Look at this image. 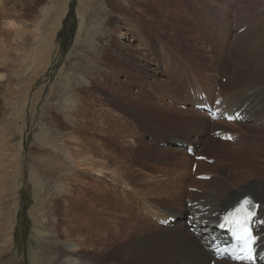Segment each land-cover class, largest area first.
I'll use <instances>...</instances> for the list:
<instances>
[{"label":"rangeland","instance_id":"374dc122","mask_svg":"<svg viewBox=\"0 0 264 264\" xmlns=\"http://www.w3.org/2000/svg\"><path fill=\"white\" fill-rule=\"evenodd\" d=\"M197 8L199 12L190 0H0V39L4 42L0 46V183L8 186L0 184L4 190L0 196V264H31V252L37 262L44 257V247L62 242L83 250L94 243L107 264H148L134 250L135 257L127 259L101 234L94 236L106 225L114 226L111 230L123 229L124 220L129 234L145 233L155 224L147 225L149 217L141 213L138 196L124 195L120 186L118 195L113 186L95 176L93 170L99 166L75 163L82 151L87 155L100 152L116 164L125 163L132 181L176 183L178 188L169 189L167 195L162 187L142 190L139 195L145 200L166 195L165 202L175 206V202L186 204L184 195H194L187 188L200 190L201 181L185 185L192 176L193 159L168 141L191 139V131L203 128L193 140L199 143L205 138L202 152L220 158L214 153L219 152L214 143L222 141L210 137L209 129L238 134L236 142H225L235 149L248 138L264 141V134L251 132L264 126V113L252 111L260 118L245 122L250 127L244 125L242 130L236 125L240 123H214L197 111L189 114L191 110L180 108L186 105L182 98L174 93V101L168 94L175 87L181 91L172 77V71L181 67L176 76L183 80L182 90L191 78L202 84L189 82L187 93L200 85L213 101L219 86L228 106L248 103L246 109L252 106L257 111L264 106V0H218L213 8ZM4 11L11 12L7 16L11 26L4 25ZM184 14L193 16V23ZM227 19L229 37L227 23H221ZM22 21L25 27L19 24ZM215 22L226 29L225 41ZM37 26L43 31L54 28L53 47L46 69L31 82L40 61L27 62L29 70L20 67L28 49L21 42L28 33L38 34ZM242 26L245 30L238 34ZM18 29L27 31L23 39L17 38ZM17 68L19 74H13ZM250 88L259 91L246 101L244 93ZM188 124L192 125L186 134L182 127ZM31 164L41 169L36 186L28 180ZM200 171L233 189L242 184L230 185L231 171L219 163L208 169L199 167ZM184 173L188 178L181 180L179 175ZM237 174L244 179L243 172ZM4 177L13 179L1 181ZM263 177L262 172L254 176ZM171 191L176 196L169 201ZM52 250L51 264H61L55 257L56 248Z\"/></svg>","mask_w":264,"mask_h":264},{"label":"bare ground","instance_id":"6f19581e","mask_svg":"<svg viewBox=\"0 0 264 264\" xmlns=\"http://www.w3.org/2000/svg\"><path fill=\"white\" fill-rule=\"evenodd\" d=\"M190 1L193 4V7H195L197 9L196 10L197 12H199L197 5H200V9L202 7L204 9H206V7H211V8L215 7V5L218 2V0H208V1L200 0V2L196 1V0H190ZM176 4H177V2H176ZM224 11L227 12V9H224ZM61 13H63V12L61 11ZM200 13H201V11H200ZM3 14L6 16V18L4 19L6 21L4 23V25L5 26H8V25L11 26L12 20L9 17H7L8 15L11 14V12L10 11H4ZM210 15L212 16L213 14H210ZM223 15H224V13L222 14V16ZM184 19H186L190 23H193V21H194L193 16L189 17L186 14H184ZM209 22L211 23V21L208 18V23ZM24 23H26V22L22 21L19 24H21V25H23V27H25ZM216 23L217 22H215L214 24H216ZM228 24L229 23H227L226 25H227L228 37H229L231 34V30L229 29ZM51 25L53 26L54 23H51ZM35 28L38 29V34L33 36V34L28 33V36L25 37L24 40H22V42H21V47H27L28 49L26 50L25 54L23 53V55L21 57V61H23L25 64H21V61H20V67L22 66V67H25L24 69L29 70L28 68H30V65L28 66L27 62L34 64L35 63L34 61L37 58L40 61V63L36 66V69L39 68L38 69L39 71L37 70L36 75L34 78L31 79V82L39 74H41L42 71H44L47 67L50 50L53 47V36L52 35H54L53 34L54 28L50 27L51 30L50 29H44V31H43V29H40V27H38V26ZM25 34H27L26 30L18 29L17 38L23 39ZM234 34H236V33H233V36H234ZM238 36H240V35H238ZM3 44H4L3 40L0 39V46H2ZM23 51L24 50L22 49L21 52H23ZM15 54L20 55L19 52H16ZM189 58H190V56L187 57V59H189ZM184 64L188 65L187 62H184ZM184 64H181V65H184ZM19 69L20 68L15 69L13 71V74H16V73L19 74ZM174 70H182V68L178 67V68H175ZM17 77H18V79H17L18 83H21L22 80L19 79V75H17ZM172 77H173L174 82L180 86L178 87L177 85H175V84L174 85L177 86L178 88H181L183 86V84H182L183 82L180 81L179 79H176V75H174V74H172ZM9 79L6 77L5 80L8 81ZM0 81H3V80L0 79ZM3 84H4V82H3ZM7 85L9 87L12 86V84H10V83ZM198 87H200V85H198ZM28 88H29V85H28ZM16 91H18V88H16L14 90V92H16ZM25 91H27V89H25ZM258 91H259L258 89H257V91H255L254 88L248 89L244 93V96L247 95V99H245V100L247 101L248 99H254L257 95L256 92H258ZM174 93H176L180 98H182L183 102L186 103V105L190 104V107L187 110L188 111L191 110V111H189V114H194L195 110L191 106V102H189V100L187 99V95H188L187 91L185 90V91L181 92L176 87L171 88V90L168 94H170L172 96L173 100H174V96H173ZM179 93H181V94H179ZM5 98H7V97H5ZM35 99H36V94H34V100ZM7 100H6V102H8ZM183 102H181V104H183ZM235 106L238 108L243 107L241 105V103H236V104L234 103V104H231L229 107L232 108ZM67 107H69V106L67 105ZM251 108H252V106H251ZM250 111H254L255 114L264 113V106L261 108L260 111H257L254 108H252ZM6 114H9V112H6ZM254 116L256 117V115H254ZM257 116H258L257 119H259L260 116L259 115H257ZM7 121H9V120H7ZM216 123H220V122H216ZM180 124H182V122ZM190 125H192V124H188L187 127H182V128H184V132L186 134H188V127ZM236 125H238V127L241 128L242 130L246 129L245 128L246 126H244V125H247L248 127H250L248 123H243V124L240 123V124H236ZM4 126H6V124H4ZM171 126H173V124ZM1 128H2V126L0 127V132H1ZM202 129L203 128H200V131H191L190 133H193L192 137L197 135V134H200ZM173 130H174V128H173ZM251 132L256 133V134L257 133L258 134H264V126L262 127L260 125V126L256 127V130H251ZM177 138H179V137H177ZM191 143L197 144L196 140L191 141ZM214 145L216 147L214 150H219V152H214V153L219 154V156H221V158L220 157H210V158H214L216 160V162L221 163L224 166H227L229 171H231V173L229 174L230 185L233 186V185H237L239 183H242V184L238 185L236 187V189H233V188L225 185V183L222 182L221 180L214 179V180H209V181H206V180L201 181L200 182V189L203 188V191H206V193L203 192L202 195L194 194L191 197L194 200L203 199L205 201L204 204L212 206V212L216 210L217 206H222V208L228 207L232 202H234L235 200L238 199L237 198L238 194H242V196H244L248 193V194L254 196L258 201H261L262 204H264L263 203L264 202V177L259 178V179L254 178L255 174H257L259 172H262L263 176H264V171H263L264 170V141L260 140L259 138H248V139H245L243 141L242 146L237 148V149L233 148L230 144H228L230 147H227L225 142L223 143L220 141H216L214 143ZM105 161L109 162V164L106 163ZM259 161H262V163ZM77 162H80V164L89 165L92 168L99 166L100 169L99 170H93L94 171L93 173L95 174L96 177L103 178V180L105 182H107L108 185L113 186L114 189L117 190V192H116L117 194H118L119 188H122V192L124 195L128 194L131 196L132 195L139 196V195H142V190L155 189L156 187H162L165 189V193L167 195L169 189H172L174 187L178 188L176 183L157 182L155 184H150L149 183L150 181L145 182V183L132 181L131 178L126 173L125 163H123V166L121 164H116V161L114 158H109L105 155L103 156L102 154H100V152H94V153H90L87 155L85 151H82L81 157L75 158V163H77ZM3 163L5 164L6 162H3ZM45 163L48 164L47 162H45ZM184 166H185V164H184ZM6 167L8 168V166H6ZM6 167H3V168H6ZM199 167H201L203 169H208L209 165L200 162ZM187 169L188 168H186L184 170L187 171ZM4 170L5 169H3V171ZM37 170H41V169H39V167L34 165V164H31L30 167L28 168V180H29V182H31L33 184V186H36L37 184L40 183V177H38V176H40V174ZM5 171H7V170H5ZM188 171H189V169H188ZM239 171L244 173V179H241L238 176L237 173ZM8 172H11V171L8 169ZM208 172L213 173V171H208ZM3 175H5V174H3ZM11 175H13V174L11 173ZM179 177L183 178L181 180H186L188 178V175H187V173H184V174L179 175ZM184 177H186V178H184ZM5 178L6 177H4L1 181H4ZM7 178L10 179L11 177L10 178L7 177ZM12 179H10V180H12ZM15 182H17V181H14V183ZM0 184L3 185L2 183H0ZM4 184H6V180H5ZM7 184H8V182H7ZM142 184L144 185L143 188L141 186ZM3 186L8 187L6 185H3ZM3 186L0 187V196H2V191L4 192V190L2 188ZM117 186H120V187L117 188ZM7 191L8 190H5L6 193H7ZM166 195L162 198L152 197L151 200H145L139 196L141 198V200L147 204L148 209L145 211V213L149 217L150 216L153 217L156 215L162 216V218H166L170 215L179 217L183 212L190 210V208H188L184 202H181V203L175 202V206L171 205L168 202H165ZM175 196H176L175 191H171L170 195L168 197L169 201H172L175 198ZM211 197H213V198H211ZM125 199H127V198H125ZM0 200H1V198H0ZM120 200H121V198H120ZM161 200H163V201H161ZM151 202L154 204L163 205L164 211L153 212L151 209ZM176 203H177V205H176ZM122 207L126 211V207L124 205H122ZM123 209L121 208V210L123 212H125ZM167 212H171V213L166 214ZM151 223H154V222L149 220L147 225L151 226ZM154 224H155V226L153 227V229L149 230L145 233L139 232V233L133 234L130 232V234H129V232H128L129 230L127 228L128 222L126 220H124L123 221V229H112L111 230V227L114 228V226L110 227V225L109 226L106 225L103 230H101L99 232H95L94 236L101 234V237L103 239L110 241L114 245L116 251L121 256H123L127 259H130V258L132 259L133 257H135L134 254H131V252L134 250L137 253L136 257H146L148 264H209V260H210L211 256L204 249L203 244L200 242L201 238H198V239L195 238L193 233L189 232L186 227L182 226L179 223L174 225V227H172V228H163V227L157 225L156 223H154ZM111 225H113V223ZM49 232H51V230H46L47 234ZM96 246L97 245L93 243L88 247V249L83 250V249L77 248L71 244L65 245L63 242L60 243V245H55V246H54V243H52V246L44 247V253H43L44 257H42L39 261L36 262L35 255L32 252L30 253V260H31V264H51L52 259H54V257H50V254L53 253L52 249L56 248L55 251H57V255L55 257L58 258V261H60L61 264H107L103 261L102 254L100 253L99 247L97 246L98 247L97 248ZM135 252H133V253H135ZM91 254H95L97 256L91 255ZM217 264H236V263H230L226 260H220V261H217Z\"/></svg>","mask_w":264,"mask_h":264},{"label":"snow or ice","instance_id":"6c2138e0","mask_svg":"<svg viewBox=\"0 0 264 264\" xmlns=\"http://www.w3.org/2000/svg\"><path fill=\"white\" fill-rule=\"evenodd\" d=\"M252 204L250 199L245 198L235 209L233 213L225 217L228 224H234L233 236L240 245V255H235L237 260L254 261V245L257 237L248 228V222L252 220L255 215L254 211H249L248 205ZM224 227V225H221Z\"/></svg>","mask_w":264,"mask_h":264}]
</instances>
